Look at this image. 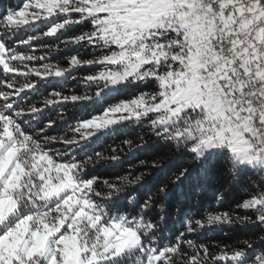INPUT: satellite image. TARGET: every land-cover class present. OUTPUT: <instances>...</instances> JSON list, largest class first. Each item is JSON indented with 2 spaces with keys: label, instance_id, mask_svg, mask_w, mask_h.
Returning a JSON list of instances; mask_svg holds the SVG:
<instances>
[{
  "label": "snow or ice",
  "instance_id": "obj_1",
  "mask_svg": "<svg viewBox=\"0 0 264 264\" xmlns=\"http://www.w3.org/2000/svg\"><path fill=\"white\" fill-rule=\"evenodd\" d=\"M0 264H264V0H0Z\"/></svg>",
  "mask_w": 264,
  "mask_h": 264
},
{
  "label": "trees",
  "instance_id": "obj_2",
  "mask_svg": "<svg viewBox=\"0 0 264 264\" xmlns=\"http://www.w3.org/2000/svg\"><path fill=\"white\" fill-rule=\"evenodd\" d=\"M141 194H143V193H141ZM205 207L206 208H216L217 210H221V211H223V210H227V205H225L223 208H221L219 205H217L214 201H208V202H206V204H205ZM226 231H227V229H226ZM231 234H235V230L233 231V233H231ZM207 237L208 238H210V239H214V238H216L217 236H220V237H222L223 236V233H213V232H208L207 234Z\"/></svg>",
  "mask_w": 264,
  "mask_h": 264
}]
</instances>
